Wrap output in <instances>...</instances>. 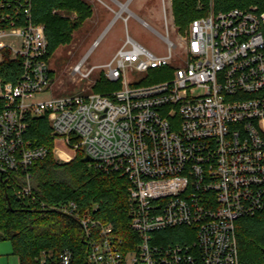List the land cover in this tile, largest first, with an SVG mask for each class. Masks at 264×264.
Instances as JSON below:
<instances>
[{"label":"built area","instance_id":"2783aa9c","mask_svg":"<svg viewBox=\"0 0 264 264\" xmlns=\"http://www.w3.org/2000/svg\"><path fill=\"white\" fill-rule=\"evenodd\" d=\"M30 14V0H0V62L6 49L20 66L14 83L0 79V171L23 176L16 197L31 198L34 162L50 153L67 163L80 151L95 170L127 180V241L73 200L52 207L79 220L89 264H239L235 222L264 214V11L210 4L190 22L176 67L165 20V55L126 35L107 61L71 66L79 80L96 71L117 89L45 98L53 72L44 27ZM155 68L170 74L150 84L126 78ZM33 118L46 119L62 148L29 138ZM175 228L187 229L179 242L158 234ZM37 264H72V253L41 252Z\"/></svg>","mask_w":264,"mask_h":264},{"label":"trees","instance_id":"16d2710c","mask_svg":"<svg viewBox=\"0 0 264 264\" xmlns=\"http://www.w3.org/2000/svg\"><path fill=\"white\" fill-rule=\"evenodd\" d=\"M171 14L177 32L182 35L190 22L202 17L212 5L214 12L255 7L264 11V0H170ZM32 21L44 27L48 57L59 47L70 44L72 34L91 16V6L84 0H30ZM66 13V14H64ZM73 15L71 18L69 15ZM0 79L14 83L20 75L18 61L3 50ZM53 74V73H51ZM168 68H155L147 73L142 84L168 77ZM119 87L98 77L92 86L94 93H107ZM29 138L49 150L62 145L50 133L45 118H33ZM20 174L0 171V242L9 241L11 255L18 264H37L41 252H49L55 260L63 250L72 253V264H89V242L77 218L55 208L60 202L73 200L78 212H88L101 225L111 224L114 235L127 241L131 236L127 217V180L116 173L95 170L84 155L77 151L67 163H59L49 153L34 162L29 169L31 198L22 202L15 190L24 185ZM175 228L158 233L167 242L183 240ZM239 264H264V214L241 218L235 222Z\"/></svg>","mask_w":264,"mask_h":264},{"label":"rangeland","instance_id":"374dc122","mask_svg":"<svg viewBox=\"0 0 264 264\" xmlns=\"http://www.w3.org/2000/svg\"><path fill=\"white\" fill-rule=\"evenodd\" d=\"M84 1L90 3L92 7L102 9V7H98L100 6L98 2L92 0ZM102 1L113 7V9H117L109 0ZM127 10L131 15L129 14L126 22L117 19L111 25H108L113 18V14L102 9L101 14H106L107 22L102 26L95 27L91 23L92 21L86 20L72 34L70 44L57 48L47 59L48 68L53 72L51 86L38 97L92 94L91 84L97 80V72H92L87 79L79 80L77 76L71 73V66L83 58L85 59L84 67L87 69L92 65L107 61L113 51L122 44L126 35L155 56L165 55V41L161 37L165 35L164 20L167 24L168 38L176 45L169 60V65L176 67L185 64L183 40L186 36V31L182 35L177 32L172 20L169 0H163V2L162 0H131L127 4ZM126 14L127 12L124 11L123 16ZM69 16L73 17L71 14ZM140 20L144 21L149 27L145 26ZM94 42H96V45L92 47ZM126 78L132 83H138L147 79V73L131 71L127 72ZM57 147L60 146L57 145ZM11 253V243L9 241L0 242V264H18L17 258Z\"/></svg>","mask_w":264,"mask_h":264},{"label":"crops","instance_id":"0c3cea01","mask_svg":"<svg viewBox=\"0 0 264 264\" xmlns=\"http://www.w3.org/2000/svg\"><path fill=\"white\" fill-rule=\"evenodd\" d=\"M92 1H95V2H98V4L100 6L98 7H102V9H104V11H108L110 13L113 14V18L110 22V24L108 23V25H111L115 20L117 19H121L122 21L126 22L127 19H128V16L129 14L131 15V13L128 12L127 10V4L131 1V0H124V1H121V0H109V2L111 4H113L114 6L117 7V9L115 10V8L113 9V7H111L110 5H108L107 3L103 2L102 0H92ZM163 2V0H162ZM88 3V2H87ZM90 6L91 4L88 3ZM169 4H170V11H171V1L169 0ZM123 7V11L121 12V8ZM102 9L101 8H95V7H92L91 6V10H92V13H91V16L87 19V20H90L92 21L91 23H93V25L95 27H98V26H102L105 22H107L106 20V14L104 13L103 15L101 14L102 13ZM103 11V12H104ZM126 11L127 14L125 16H123V12ZM172 15V14H171ZM141 21V20H140ZM143 24H145V26H148L144 21H141ZM149 27V26H148ZM152 29V28H151ZM153 30V29H152ZM156 34H158L155 30H153ZM96 43V42H94ZM93 43L92 47L95 46ZM117 49V48H116ZM115 49V50H116ZM114 50V51H115ZM113 51V53H114ZM112 53V54H113Z\"/></svg>","mask_w":264,"mask_h":264},{"label":"water","instance_id":"95a60500","mask_svg":"<svg viewBox=\"0 0 264 264\" xmlns=\"http://www.w3.org/2000/svg\"><path fill=\"white\" fill-rule=\"evenodd\" d=\"M85 160H88V157H86Z\"/></svg>","mask_w":264,"mask_h":264}]
</instances>
